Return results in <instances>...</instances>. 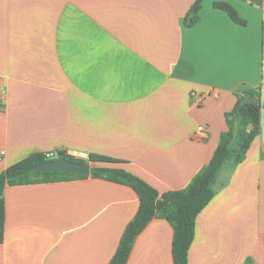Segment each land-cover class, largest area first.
Here are the masks:
<instances>
[{
  "label": "crops",
  "instance_id": "crops-1",
  "mask_svg": "<svg viewBox=\"0 0 264 264\" xmlns=\"http://www.w3.org/2000/svg\"><path fill=\"white\" fill-rule=\"evenodd\" d=\"M196 1L0 0V175L33 154L78 151L160 194L187 188L238 95L256 90L264 101V8L203 0L188 27ZM214 189L188 264H264V111L245 159L225 165ZM3 200L0 264H110L140 208L134 189L91 175L6 185ZM173 240L172 225L153 218L126 264H175Z\"/></svg>",
  "mask_w": 264,
  "mask_h": 264
},
{
  "label": "trees",
  "instance_id": "trees-1",
  "mask_svg": "<svg viewBox=\"0 0 264 264\" xmlns=\"http://www.w3.org/2000/svg\"><path fill=\"white\" fill-rule=\"evenodd\" d=\"M202 2L203 0H197L188 12L185 18V24L188 27L194 26L200 20ZM215 7L225 11L235 23L246 25V21L231 5L216 3ZM250 97L258 98L259 103L253 104ZM262 112L260 92L247 90L238 95L235 107L226 114L228 130L221 135L219 145L210 163L183 190L160 194L144 179L124 168H92V177L127 185L134 189L140 197V208L135 218L127 226L110 264H126L128 262L135 239L155 217L166 219L174 229L172 248L174 263L188 264V254L195 236L197 217L214 198V187L222 168L227 164L235 167L245 159L251 144L260 134ZM57 158L78 163L87 162V160L66 155L63 151L53 154V156L37 153L10 166L0 175V244L4 242L5 236L3 196L6 185L51 183L87 178L67 172L36 173L32 171L34 166ZM90 161L96 163L121 162L118 159L95 154L90 155Z\"/></svg>",
  "mask_w": 264,
  "mask_h": 264
},
{
  "label": "water",
  "instance_id": "water-1",
  "mask_svg": "<svg viewBox=\"0 0 264 264\" xmlns=\"http://www.w3.org/2000/svg\"><path fill=\"white\" fill-rule=\"evenodd\" d=\"M256 6H262L264 8V0H247ZM253 104H258L259 99L250 97ZM264 111V104H262ZM92 165L90 162L78 163L69 161L67 159L57 158L55 160L47 161L36 165L32 168L33 172L36 173H53V172H67L75 175L90 176Z\"/></svg>",
  "mask_w": 264,
  "mask_h": 264
},
{
  "label": "built area",
  "instance_id": "built-area-1",
  "mask_svg": "<svg viewBox=\"0 0 264 264\" xmlns=\"http://www.w3.org/2000/svg\"><path fill=\"white\" fill-rule=\"evenodd\" d=\"M262 69H263V73H264V53L262 56ZM197 132L200 135H205L207 133V128L205 126H199L197 129ZM5 154H6L5 151L0 152V162L2 161ZM65 154L69 155L71 157H74L76 159H84L87 157L86 154H84L83 152H78V151H69V152H65ZM49 156H53V154H49Z\"/></svg>",
  "mask_w": 264,
  "mask_h": 264
},
{
  "label": "rangeland",
  "instance_id": "rangeland-1",
  "mask_svg": "<svg viewBox=\"0 0 264 264\" xmlns=\"http://www.w3.org/2000/svg\"><path fill=\"white\" fill-rule=\"evenodd\" d=\"M262 103H264V101L262 100Z\"/></svg>",
  "mask_w": 264,
  "mask_h": 264
}]
</instances>
